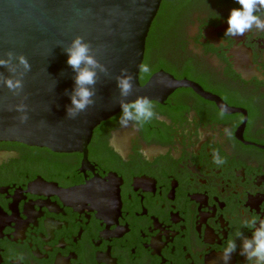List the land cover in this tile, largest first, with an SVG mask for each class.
Instances as JSON below:
<instances>
[{"label": "flooded vegetation", "instance_id": "obj_1", "mask_svg": "<svg viewBox=\"0 0 264 264\" xmlns=\"http://www.w3.org/2000/svg\"><path fill=\"white\" fill-rule=\"evenodd\" d=\"M234 7L174 2L144 52L146 81L163 71L211 99L178 88L128 127L119 111L93 130L86 165L0 142V264H222L236 231L250 237L242 219H264V32L223 38ZM244 261L238 248L229 264Z\"/></svg>", "mask_w": 264, "mask_h": 264}, {"label": "water", "instance_id": "obj_2", "mask_svg": "<svg viewBox=\"0 0 264 264\" xmlns=\"http://www.w3.org/2000/svg\"><path fill=\"white\" fill-rule=\"evenodd\" d=\"M162 0H0V57L8 51L23 54L31 70L23 77L20 96L0 84V142H17L46 148L55 153L83 154L93 130L120 110L115 77L121 68L133 76L128 101L146 96L162 102L178 88H192L211 99L194 83L176 80L159 71L144 84L139 82L146 38ZM88 42L95 58L108 69L98 73L95 103L75 119L66 117L71 101L74 73L67 65V46L75 36ZM15 62V61H14ZM0 73L8 76L6 69ZM27 98L28 120L21 124L19 113L8 109ZM215 99V98H212Z\"/></svg>", "mask_w": 264, "mask_h": 264}, {"label": "clouds", "instance_id": "obj_3", "mask_svg": "<svg viewBox=\"0 0 264 264\" xmlns=\"http://www.w3.org/2000/svg\"><path fill=\"white\" fill-rule=\"evenodd\" d=\"M239 7L230 9L227 17V25L223 38H235L245 36L246 33L264 32V0H235ZM67 54V65L72 69L74 86L71 92H66L71 101L66 106V117L75 119L80 113L86 111L95 101V85L98 81V73L108 74V69L96 58L91 45L82 36H75L70 43L63 47ZM15 61V62H14ZM0 67L7 70L8 76L0 73V84L5 86L13 96H20L23 90V77L31 70L28 59L23 54H14L12 51L5 52L0 57ZM138 70L150 73V67L141 63ZM133 76L126 69L121 68L120 74L115 77L119 96L116 103L120 107L119 123L122 127H128L130 122L138 125L150 122L155 118L154 105L146 96H137L128 101L133 92ZM26 96H22L20 102L11 106L8 110L19 113L17 119L21 124L28 120L27 105L24 103ZM227 106L220 109V116L227 112ZM227 132V130H225ZM230 135V133H228ZM214 163L221 166L226 163L217 152L213 153ZM242 226L249 229L250 237L243 232L236 231L222 250L220 259L222 264H229L232 254L237 252L245 258L244 264H264V219L258 216L245 217ZM236 240L240 241L239 246Z\"/></svg>", "mask_w": 264, "mask_h": 264}, {"label": "trees", "instance_id": "obj_4", "mask_svg": "<svg viewBox=\"0 0 264 264\" xmlns=\"http://www.w3.org/2000/svg\"><path fill=\"white\" fill-rule=\"evenodd\" d=\"M187 0H162L159 10L157 12L156 17L154 18L151 27L149 29L148 36L146 38L145 49L148 50L155 43L158 32L161 29H165L167 25V21L169 18V10L172 6V3L179 2L184 3ZM147 79V76L144 73L139 74V82L140 84H144Z\"/></svg>", "mask_w": 264, "mask_h": 264}]
</instances>
